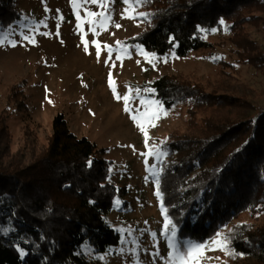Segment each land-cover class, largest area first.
Instances as JSON below:
<instances>
[{
  "label": "trees",
  "instance_id": "1",
  "mask_svg": "<svg viewBox=\"0 0 264 264\" xmlns=\"http://www.w3.org/2000/svg\"><path fill=\"white\" fill-rule=\"evenodd\" d=\"M139 5L143 28L128 43L157 56L173 50L178 58L205 60L228 45L236 64L264 77V51L251 38V30L264 35V0ZM20 19L14 0H0V32ZM236 74L219 58L203 80L192 72L152 80L155 100L174 119L157 190L188 244L204 245L220 233L221 264H264V224L241 220L264 215V106L257 103L264 89L238 84ZM31 137L12 151L0 116V264H100L81 247L105 253L120 242L108 216L126 189L110 182L112 162L74 134L63 114L53 118L45 143Z\"/></svg>",
  "mask_w": 264,
  "mask_h": 264
},
{
  "label": "rangeland",
  "instance_id": "2",
  "mask_svg": "<svg viewBox=\"0 0 264 264\" xmlns=\"http://www.w3.org/2000/svg\"><path fill=\"white\" fill-rule=\"evenodd\" d=\"M14 2L21 19L0 32V116L11 136V150L21 148L31 135L45 143L53 118L63 114L74 134L104 150L102 157L112 162L110 182L126 189L108 216L120 235L119 244L105 253H95L85 244L81 253L100 264H184L180 259L170 261L169 253L184 256L187 264H221V235L187 257V248L197 244L179 237L161 204L158 181L174 119L155 100L151 82L163 74L191 72L203 80L212 74L219 58L233 64L238 84L252 91L264 89L263 75L246 64H236L228 45L217 47L211 60H205L193 53L178 58L173 50L157 56L128 43L143 28L144 12L136 0ZM87 12L96 16L89 17ZM101 13L106 17L104 27L99 25ZM251 38L264 51V35L251 30ZM125 95L129 112L124 110V100L116 99ZM257 103L264 106V98ZM138 113H147L140 118L144 132L131 119ZM241 220L263 225L264 215L252 220L243 215ZM166 221L170 222L167 229ZM215 239L221 243L213 244Z\"/></svg>",
  "mask_w": 264,
  "mask_h": 264
},
{
  "label": "snow or ice",
  "instance_id": "3",
  "mask_svg": "<svg viewBox=\"0 0 264 264\" xmlns=\"http://www.w3.org/2000/svg\"><path fill=\"white\" fill-rule=\"evenodd\" d=\"M73 2H75V0H73ZM85 2H90V3H93V4H97V3H99V0H85ZM128 2H129V0H125V3H128ZM136 2L139 3L140 0H136ZM86 15L89 16V17H92V16H96V13H94V12H87ZM141 15H143V14H141ZM77 19L80 20V17L77 16ZM105 19H106V17H104L103 13H101V21L99 22L100 27H104V20ZM220 23L223 24L224 22L223 21H220ZM77 26L79 27L80 25L78 24ZM117 27H119V25H117ZM91 30L94 31V29H91ZM24 39L28 40L30 38L27 37V36H25ZM81 41L85 45V51H87V41H85L83 39V37L81 38ZM95 43L96 42L93 41V44H95ZM105 47L107 48L108 46H105ZM108 54H109V57H111V54L112 53H111V49L110 48L108 49ZM99 55H100V50H99V47L97 46V57L98 58H99ZM119 58H120L119 55H117V59H119ZM109 86L110 87L112 86L111 77H109ZM113 91H114V94H115V90L114 89H113ZM121 98L124 100V105H125L124 110L126 112H129L130 111V109L128 107L129 97L127 95H125L123 97L116 96V99H118V100L121 99ZM144 103H145L144 101H141V104H144ZM142 115H147V113H142V114L141 113H138L137 115L131 116V119L134 122H136L137 123V126L140 128V130L142 132H144L143 125L140 123V118H141ZM156 118H158V116H153L152 117V119H156ZM147 140H148V138H147V135L145 133V145L146 146H147ZM169 223L170 222H168V221L165 222V228L166 229L168 228ZM172 233H173V235H175V228L174 227L172 228ZM219 236H220V233H217V237H219ZM220 243H221V241L219 239L213 240V244H220ZM173 247L175 248V245H173ZM203 247H204V245H202V244H197V245H191V246H189L187 248L186 256L187 257H191L194 252H198ZM21 255H23V252H21ZM169 259H170V261L173 260V259H180V260H182L184 262V264H187L186 258L184 256H180L178 253L175 256L173 255V253H169Z\"/></svg>",
  "mask_w": 264,
  "mask_h": 264
}]
</instances>
